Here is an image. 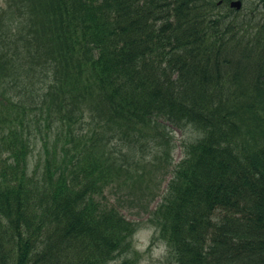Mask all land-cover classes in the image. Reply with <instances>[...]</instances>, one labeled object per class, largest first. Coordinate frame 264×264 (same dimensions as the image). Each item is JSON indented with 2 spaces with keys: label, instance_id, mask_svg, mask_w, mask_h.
<instances>
[{
  "label": "trees",
  "instance_id": "1",
  "mask_svg": "<svg viewBox=\"0 0 264 264\" xmlns=\"http://www.w3.org/2000/svg\"><path fill=\"white\" fill-rule=\"evenodd\" d=\"M230 1L3 0L0 264H140L105 192L147 135L167 149L142 163L171 167L147 219L162 264H264V46ZM26 69L32 116L7 95ZM171 127L197 132L174 165Z\"/></svg>",
  "mask_w": 264,
  "mask_h": 264
},
{
  "label": "rangeland",
  "instance_id": "2",
  "mask_svg": "<svg viewBox=\"0 0 264 264\" xmlns=\"http://www.w3.org/2000/svg\"><path fill=\"white\" fill-rule=\"evenodd\" d=\"M242 3V17H244L246 23H249L245 24L244 29H250L253 41H251V37L249 35L245 37L247 48L248 46H251L250 44H258L257 46L259 48H263L264 33L261 28L264 26V11L262 6L258 0H242ZM0 5H3V0H0ZM18 76L22 79L18 80L16 87H13L11 91L7 92L8 99L13 104L25 106L27 110V112L25 111L26 116H32L34 114L30 111L28 112V108H34L36 104H39L40 102H28V99L33 95L30 92L23 93L22 83H24V79L26 82L30 79L34 81L35 78H31L33 73L28 69L23 70L20 74H18ZM37 86L38 85L36 83L32 88L35 96H38V93H34L38 90ZM11 110L17 111V108L11 106ZM173 128L174 129H169L172 132L171 133L169 131V134H171L169 139V150L172 165L177 164L182 159L184 155L183 143L194 141V138L197 135L191 127H188L185 130L175 127ZM151 141L152 139L147 135L141 140L143 149H140L139 146H135L137 148V152L132 153L137 160H141V158L145 157L146 159L143 161L147 162L149 159L151 160L152 155H160L165 148L167 149L166 145L162 142L159 150L154 149L153 145L155 146L156 143L152 144ZM39 148L40 142L39 137L37 136V139L35 138L33 141V154L35 157L39 152ZM33 160H35L34 157ZM140 160L136 168L137 170L133 166L135 169L134 172L138 171V173H132V179H126V184L122 185V187L107 189L105 195L112 204L118 206L125 219L139 225V228L134 236V247L135 250L142 256L140 264H162L166 255L165 247L160 242L154 243L153 246H150L154 235V227L147 223V219L149 218L148 212L153 209L155 204L159 201L157 196L154 198L153 193L157 192V195H159L164 190L167 181L170 178L171 167L168 166L167 162H164V166H162V160H160L158 164L157 161L153 162L155 166H153V164L147 165L142 163V160ZM129 162L132 164L131 160ZM140 170L144 171L140 173Z\"/></svg>",
  "mask_w": 264,
  "mask_h": 264
},
{
  "label": "water",
  "instance_id": "3",
  "mask_svg": "<svg viewBox=\"0 0 264 264\" xmlns=\"http://www.w3.org/2000/svg\"><path fill=\"white\" fill-rule=\"evenodd\" d=\"M231 6L237 8V9H239V7H240V3H239V2L232 3Z\"/></svg>",
  "mask_w": 264,
  "mask_h": 264
}]
</instances>
